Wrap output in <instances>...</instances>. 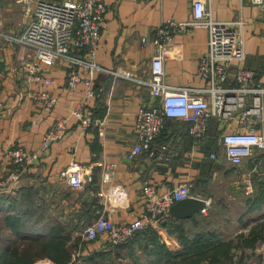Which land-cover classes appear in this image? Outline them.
Segmentation results:
<instances>
[{
	"label": "crops",
	"instance_id": "crops-1",
	"mask_svg": "<svg viewBox=\"0 0 264 264\" xmlns=\"http://www.w3.org/2000/svg\"><path fill=\"white\" fill-rule=\"evenodd\" d=\"M38 1L0 0V102L4 106L0 114V173L5 168H11L6 165V155L10 148L21 146L29 151L39 150L49 127L57 119L66 116L84 96L83 83L74 91L67 89L66 62L60 61L46 69L44 75L53 80L51 86L30 85L19 69L20 61L28 57L31 50L8 37L19 36L23 32ZM102 1L108 8L98 45L93 56H90L100 69L94 75L96 95L87 101L86 107L94 120L93 125L83 132L73 119L66 137L40 154L36 163L22 174L14 188L8 193L0 194V198L19 196L20 190L35 187L38 202L43 201L51 223L59 221L66 227L72 226V239L78 237L86 241L82 238L81 231L101 213L108 214L115 223L130 222L142 217L146 215L143 206L146 186L164 193L183 181H190L192 184L201 173V165L211 161L215 164V169L210 172V189L228 187L233 184L234 175H238V180L245 186L244 192L251 191L245 199L248 204L254 193V183L258 187L264 181V154L239 166L226 162L222 157L223 149L217 142L226 123L216 118L209 120V138L200 144L194 143L182 120H167L153 147L157 148L160 146L158 144L167 142L175 144L179 154L169 164L147 152L133 160L126 158L137 140L134 129L136 113L142 105L158 103L152 97L150 87L138 82L148 77L153 55L152 47L144 46L141 38H151L154 29L164 20L183 21L190 18L192 0ZM202 1L210 7L213 18L217 21L242 19L245 22L244 65L255 71L256 82L264 86V10L254 6L250 0ZM208 38L209 33L205 28L174 36L164 62L166 83L176 87L204 86V81L197 77V68L199 57L208 50ZM32 91L48 92L54 96L57 104L53 110L42 114V101L33 98ZM212 153L220 155L218 161L210 159ZM72 160L92 171V180L82 187H73L60 176L61 170ZM105 164H115L109 182L103 181ZM211 192L212 197L207 199V212L215 200L230 202L237 199V194L232 192ZM258 211H264V206L251 213ZM207 214L203 215H206L208 221L210 216ZM240 217L235 221L228 220L221 231L223 235L218 236L220 240L234 239L241 233L246 235L255 223L264 219L262 215L260 218L263 219H255L256 222L253 223V218L243 222ZM74 227L76 228L73 229ZM149 228L157 232L168 247L177 244L176 237L170 235L160 224ZM209 231L219 233L211 227ZM261 243L264 244L258 242L253 249H238L234 260H238L241 252L243 258L260 257L257 251ZM87 244V248L77 251L75 256L110 250L102 236ZM121 254H126V251H121ZM123 260L131 263L128 257ZM50 262L48 264H54ZM77 264L82 263L78 261Z\"/></svg>",
	"mask_w": 264,
	"mask_h": 264
},
{
	"label": "built area",
	"instance_id": "built-area-1",
	"mask_svg": "<svg viewBox=\"0 0 264 264\" xmlns=\"http://www.w3.org/2000/svg\"><path fill=\"white\" fill-rule=\"evenodd\" d=\"M264 10V0H250ZM102 0H39L26 28L19 36L9 39L31 50L20 61L19 69L30 85L51 86L53 80L44 73L47 68L63 61L68 64L66 87L74 91L80 83L85 86L84 96L69 113L57 119L45 133L39 150L29 151L18 146L7 151L6 168L0 173V194L11 191L22 174L33 166L40 154L66 137L73 119L86 132L94 123L87 110V101L95 97L94 75L100 67L90 59L98 45L107 12ZM190 18L177 21L167 19L157 26L151 38L142 37L141 43L153 49L149 75L138 80L150 87L152 105H142L135 116L134 129L137 140L126 154L133 160L143 152L169 164L178 156L173 143H163L152 149L167 120H182L195 144L209 138L211 118L225 122V129L217 142L223 149V159L233 166L264 154V86L256 82L254 70L245 67V38L242 19L221 22L213 18L212 10L202 0H192ZM198 28L208 30V50L198 59L197 77L204 81L199 88L176 87L164 80V62L175 35ZM33 98L42 101L41 112L48 114L57 99L48 92L32 91ZM4 108L0 102V114ZM220 155L210 154L219 160ZM103 181L112 179L115 164L103 165ZM60 176L73 187H82L92 180V171L72 160ZM190 181H183L171 190L158 193L152 186L143 192L146 215L130 222L115 223L108 214L101 213L81 231L84 240L92 242L105 237L108 246L127 243L148 227L159 225L177 201L191 195ZM204 199V198H202ZM205 200V199H204ZM209 204V200H205ZM207 213V206L200 211ZM260 257L248 264H264V244H259Z\"/></svg>",
	"mask_w": 264,
	"mask_h": 264
},
{
	"label": "trees",
	"instance_id": "trees-1",
	"mask_svg": "<svg viewBox=\"0 0 264 264\" xmlns=\"http://www.w3.org/2000/svg\"><path fill=\"white\" fill-rule=\"evenodd\" d=\"M159 147L152 145V149ZM201 168L190 193L208 199L212 197L210 172L215 169V164L206 161ZM256 187L254 183V193L248 200L249 213L264 206V181ZM18 195L0 198V219L11 235L3 241L0 238V264H34L40 258H48L56 264H76L78 261L82 264H114V260L122 258L123 250L131 259L130 264H242V253L237 261L234 260L236 251L253 249L258 242H264V219L252 226L248 234L241 233L223 241L214 231H209L206 217L201 212L189 219H178L168 211L159 224L176 237L180 244L177 249L169 248L159 234L148 227L125 244L108 246V251H92L74 257L73 249L87 248L88 241L75 237V244H71L72 226L66 227L59 221L51 223L43 201L38 202L35 187L24 188Z\"/></svg>",
	"mask_w": 264,
	"mask_h": 264
},
{
	"label": "rangeland",
	"instance_id": "rangeland-1",
	"mask_svg": "<svg viewBox=\"0 0 264 264\" xmlns=\"http://www.w3.org/2000/svg\"><path fill=\"white\" fill-rule=\"evenodd\" d=\"M238 178H239L238 175L237 176L234 175V177H233V180H234L233 184L234 185L232 184V185H229L228 187H224L222 189H218V187L213 188L215 193H219L221 191H224V192H232L235 195L237 194V199L234 201L219 202L218 200H215L214 202H212V206H211L209 212H207L208 213L207 216H210L209 220L208 221L206 220L207 224L209 225L208 228L211 227V228H214L217 231H219V233H217L215 231V233H217V235L219 237H220L222 229L228 224L230 219H234V221H235L236 218H239V216H241L240 220H242L243 222H246L248 220V218H251V219L253 218L252 219L253 223L256 222L255 219H258V218H259L258 220L263 219V218H260V216L264 215V211L253 212V213H250L251 215L249 214L248 204L246 203L245 199L251 191H247L248 193L244 192L245 186L243 183H241L240 180H238ZM239 181H240L241 185L239 184ZM251 184L252 183L250 182L249 185H251ZM210 190L213 191L212 189H210ZM7 232H8V230H6L5 227L2 225V220L0 219V238H2V241L4 239H9V237H11L10 233H7ZM222 235L223 234H221V236ZM74 241H75V239L72 240L71 244H73ZM179 245L180 244L177 241V244H175V246L171 245V247H169V248L176 249L175 247L176 246L178 247ZM73 251H74V257H75L78 250H75V248H74ZM237 251H236V254H237ZM244 253H246V252H244ZM126 257H128L126 254L122 255L121 260H123ZM121 260L120 259L114 260V264H123L124 262H126V264H129L127 260H123V261H121ZM249 260H250V258L249 259L243 258L242 264H248ZM50 261L51 260L48 258H40V259H37L34 264H48ZM51 262H53V261H51ZM54 264H56V263H54Z\"/></svg>",
	"mask_w": 264,
	"mask_h": 264
},
{
	"label": "water",
	"instance_id": "water-1",
	"mask_svg": "<svg viewBox=\"0 0 264 264\" xmlns=\"http://www.w3.org/2000/svg\"><path fill=\"white\" fill-rule=\"evenodd\" d=\"M206 206L207 204L204 199L198 197H188L174 203L169 208V213L173 218L189 219Z\"/></svg>",
	"mask_w": 264,
	"mask_h": 264
},
{
	"label": "bare ground",
	"instance_id": "bare-ground-1",
	"mask_svg": "<svg viewBox=\"0 0 264 264\" xmlns=\"http://www.w3.org/2000/svg\"><path fill=\"white\" fill-rule=\"evenodd\" d=\"M40 263V262H39Z\"/></svg>",
	"mask_w": 264,
	"mask_h": 264
}]
</instances>
